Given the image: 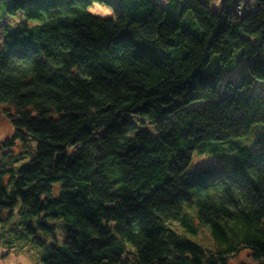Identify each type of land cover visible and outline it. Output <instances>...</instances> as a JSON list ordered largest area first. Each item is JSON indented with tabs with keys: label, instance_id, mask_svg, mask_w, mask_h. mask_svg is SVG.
Wrapping results in <instances>:
<instances>
[{
	"label": "trees",
	"instance_id": "1",
	"mask_svg": "<svg viewBox=\"0 0 264 264\" xmlns=\"http://www.w3.org/2000/svg\"><path fill=\"white\" fill-rule=\"evenodd\" d=\"M233 1L217 13L203 0H0L13 128L0 138V222L24 215L28 233L58 241L51 220H63L62 244L29 239L44 264H247L233 260L245 249L264 264V141L236 144L230 169L186 174L195 152L264 124V96L240 95L264 81V0ZM96 2L116 16L93 14ZM237 49L248 73L221 97V71L204 68Z\"/></svg>",
	"mask_w": 264,
	"mask_h": 264
},
{
	"label": "rangeland",
	"instance_id": "2",
	"mask_svg": "<svg viewBox=\"0 0 264 264\" xmlns=\"http://www.w3.org/2000/svg\"><path fill=\"white\" fill-rule=\"evenodd\" d=\"M163 3L165 0H157ZM211 8L213 12H221L224 3L223 0H203ZM239 0H234L229 4L232 6ZM91 12L95 15L112 18L116 16V12L113 6L107 3H94L91 8ZM5 7L0 5V41L3 40L2 27L10 22V19L5 16ZM14 28H18L20 23L25 20L23 12H19L17 16L11 18ZM245 37L250 38L254 43L259 44L262 38L259 35H247ZM249 57L244 56L242 49H237L233 58L228 63H222L219 54L212 56L211 60L204 68L206 73H214L221 71L222 82L219 89V96H231V93L227 89V84L230 81H234L236 84H240L242 75L248 73ZM241 96H264V81L256 79L255 82L244 89ZM207 105L206 100H199L190 103L186 106L187 110H203ZM3 107H0V138H4L12 133V126L2 111ZM131 118V116H130ZM153 137L157 136V130L154 124L146 125ZM264 141V124L258 123L253 126L250 134L238 138H233L226 142H213L211 144V150L207 153L195 152L193 159L187 168L186 174L190 175L192 172L199 168L213 167L218 171L230 169L237 157L238 151L234 149L236 144H240L249 148L252 152H256L260 147V142ZM51 224H55L57 229L56 236L58 241H55L49 235L48 231L38 229L35 234L28 233V227L26 222V216L16 215L12 220L0 222V264H44L43 258L46 256L47 250L45 247L39 246L32 240L34 237L45 238L49 243L62 244L65 237L64 221L61 219L51 220ZM25 233H28L27 236ZM210 231L203 228L200 231L199 238L205 243L210 242ZM196 238V237H195ZM30 239V240H29ZM233 260L243 261L247 264H257V262L250 256V252L245 249L237 254Z\"/></svg>",
	"mask_w": 264,
	"mask_h": 264
},
{
	"label": "bare ground",
	"instance_id": "3",
	"mask_svg": "<svg viewBox=\"0 0 264 264\" xmlns=\"http://www.w3.org/2000/svg\"><path fill=\"white\" fill-rule=\"evenodd\" d=\"M255 2H256V1H255ZM255 2L249 0V3H253V4H255ZM256 3H257V2H256Z\"/></svg>",
	"mask_w": 264,
	"mask_h": 264
}]
</instances>
